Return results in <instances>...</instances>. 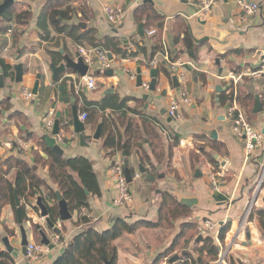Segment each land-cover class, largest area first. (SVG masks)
Wrapping results in <instances>:
<instances>
[{
	"label": "crops",
	"instance_id": "0c3cea01",
	"mask_svg": "<svg viewBox=\"0 0 264 264\" xmlns=\"http://www.w3.org/2000/svg\"><path fill=\"white\" fill-rule=\"evenodd\" d=\"M48 1L16 0L17 6L23 3L31 8V23L19 29V34L16 32L13 37L0 31V58L14 68L23 65L25 72L22 84L7 79L4 89H0V144L11 147L7 151H0V166L7 157L19 156L18 149L22 146L21 157L32 164V151L38 149L42 137L49 135L44 125L48 114L51 111L56 115L62 112L63 119L66 117L72 121L71 96H74L75 104L80 109L86 102L108 103L105 111L99 108L93 110L105 116L123 136L127 134V121H131L133 126L128 132L138 135L140 148L133 149L131 155L127 156L130 169L136 173L129 185L133 202L123 208L113 204L117 196L113 165L124 161V152L114 150V155L108 156L103 149L102 139L95 141L93 137L96 132L91 125H86L85 137H92L86 141L88 146H81L78 135V141L62 149L64 158L89 159L97 175L102 195L89 196L90 209L83 210L84 214L92 218L89 225L103 232L110 229L113 219H116V223L119 219L128 224L141 221L157 223L165 193L171 194L180 203L183 199L198 201L197 205L190 208V217L176 222L170 230L142 228L146 232H153L154 239L152 243L144 240L139 242L136 245L141 248L139 251L132 252L131 246L134 244L126 245L125 250L118 247L125 236L128 241L136 243L133 239L135 233L116 240L114 245L118 249V264H154L180 235L184 223L194 226L190 231L195 234V244L192 240L188 247L183 246L180 244L181 238H178L180 246L175 249V255L170 260L166 259L168 264H181L178 259L183 258L184 253L195 260L201 256L206 259V254L199 252L206 237L214 240L219 247V255L232 245L227 258H231L230 261L264 264V231L257 217L250 221L252 212L264 209V186L257 190L263 151L255 159L247 157L245 143L232 130L234 109L243 108L236 100H226L234 90L236 96L239 93L252 94L254 98L259 95L264 103V77H253L264 60V0H252L260 4V11L246 19H243L236 5L237 0H212L210 13L203 16L198 15V0H152L153 3H146V0H87L85 21L76 18L66 23L69 26L78 25L74 35L79 41L68 34L55 32L48 25L43 27L46 33L37 25L42 8ZM146 4L163 18V26L147 25L145 21L142 23L145 37L142 38L138 33L140 24L135 20V13ZM108 6L123 9L124 15L119 23H111L107 19L105 9ZM4 19L8 20L9 16L0 20V29L8 26ZM186 28L198 51L197 60L190 57L182 41ZM191 30L194 38L202 40L201 44L196 43ZM150 32L155 33L150 35ZM178 37L180 42H176ZM106 39L117 42V49L122 53L108 51L113 58L112 69L108 71H114L113 77L106 76L97 63L89 72V76L94 77L97 83L93 90H89L84 81L82 84V78L72 71L65 72L57 81L53 79L52 65L60 66L67 58H74L81 48L97 49L99 47L93 45L104 43ZM159 42L162 51L155 52L154 48ZM167 52L169 56L166 58ZM259 52L263 53L262 56ZM131 54L136 55L130 57ZM190 65L194 67L193 71L189 70ZM139 67L143 71L145 88L137 87ZM151 68L157 69L163 78L157 93L152 97L166 93L159 102L154 103L143 99L148 94L146 89L151 81ZM38 75H41L38 95L27 101L23 98V91H33ZM176 75L181 85L179 89L173 86L171 80ZM80 84L82 87L79 90L77 86ZM218 86L222 87V93L217 98ZM184 93L189 104L182 101ZM62 94L69 102L61 101ZM174 99L180 102L182 118L179 120L172 119L168 114ZM227 105H230L229 110ZM18 113L22 118L16 116ZM246 113L254 127L263 133L264 111L260 114ZM120 117L126 121L119 120ZM73 129L71 122L69 129H61L60 133L69 137ZM208 130L217 131L218 139L208 137L204 133ZM30 134L32 139L28 141L26 139ZM15 145L19 148H14ZM209 156L218 162L217 165L210 162ZM218 158L224 161V165ZM141 166L156 180L151 181L142 174ZM213 174H219V190L212 187ZM39 175L54 191H58V187L50 181L47 169L40 168ZM44 197L50 205L57 204V200L47 191ZM32 203L36 206L37 199L32 200ZM39 214L28 208L30 220H24V225L29 242H38L32 224V217L35 216L49 237L54 234ZM77 219L78 213L74 212L73 220L61 222L63 245L53 250L45 249L42 261L38 264H53L67 246L83 233L88 226H76ZM206 221L216 223L218 231L208 236L202 235L200 229ZM227 225H230V231L222 245L219 235L222 227ZM4 227L12 230L13 234L8 236ZM249 233L251 244L247 237ZM0 234L2 238L8 237L14 251L19 254L16 264H29L22 253L18 219L9 205L0 214ZM1 247L5 250L3 244ZM174 257L177 258L172 261ZM162 261L159 264H166Z\"/></svg>",
	"mask_w": 264,
	"mask_h": 264
},
{
	"label": "trees",
	"instance_id": "16d2710c",
	"mask_svg": "<svg viewBox=\"0 0 264 264\" xmlns=\"http://www.w3.org/2000/svg\"><path fill=\"white\" fill-rule=\"evenodd\" d=\"M86 3L87 0H49L42 8L37 25L40 28L48 25L52 27L55 32L68 34L75 40L79 41L80 39L75 38L74 35L76 29H78V25L69 26L66 25V23L71 22L76 18L85 21V11L87 9ZM18 6H22L23 8L18 9ZM18 6L16 4L10 11L1 16V19L9 16L8 20H10L11 23L4 29H0V31L5 34L9 29H13L12 37L15 36L16 32L19 34V29L27 27L33 19L31 8L27 4L22 3ZM135 20L138 24H142L146 21L147 25L154 24L163 26V18L159 17L155 10L148 4L143 5L136 11ZM69 29L70 32H68ZM184 33L185 37L182 41L186 51L190 57L197 60L198 51L189 36L187 28ZM180 40V37L176 38V42H180ZM93 46H95V48H103L110 52H117L122 55V53L118 51V43L115 41L112 42L106 39L104 43H95ZM154 51H162V45L160 42L154 48ZM135 55L136 54H131L129 56L134 57ZM123 57L125 58L126 55L123 54ZM0 73L5 80H15V68L7 64L6 61L1 58ZM226 100L232 102L233 100H236L245 112L248 111L250 114L253 113L255 98L252 94L246 95L239 93L236 96V93L233 90L232 93L227 96ZM61 101L69 102L68 98H63V94ZM95 108L105 111L108 108V103L99 104L86 102L83 108H78V111L80 114L87 113L88 119L85 123L86 125H91L95 132L97 128L101 126L102 145L103 149L108 153V156H113L114 150L122 153L126 152L127 156H129L133 149L140 148L137 143V133L135 132L131 134L128 132L133 126L131 121H127V134L123 136L120 131L115 129L114 124H111L105 116L94 111L93 109ZM16 116L22 118V115L19 113L16 114ZM119 120L126 121V119H122V117H120ZM70 125V123L65 124L63 120L61 121L62 130H68ZM31 139L32 134L28 135L26 140L29 141ZM91 139L92 137H86V141ZM14 148L18 149L19 146L15 145ZM18 150L19 156L7 157L2 160V165L0 166V214L3 208L6 205H9L12 207L17 219L18 212H20L24 220H30L28 217V208H31L36 214H39L40 209L33 205L32 200L41 197L47 205L51 221L55 225L58 223L59 208L57 204L50 205L44 197V192L47 191L54 199H56V191H54L48 182L39 175L40 168H45L47 169L50 181L58 187V191L67 201L70 211L72 213H78V219L75 223L76 226L81 224L88 226L82 234L78 235L74 241L67 246L62 256H60L53 264H117L118 249L114 245V242L122 236L134 234L142 228L171 229L175 226L176 222L187 219L191 215L189 207L181 204L171 194L165 193L162 196L160 220L157 223L141 221L134 224H128L126 221L119 219L113 228L99 232L93 226L89 225L92 222V218L83 213V210L89 211L90 209L89 196L100 197L102 195L92 162L85 157L67 159L57 156L53 150L48 147L43 137L38 142V149H32V164L21 157L22 148H19ZM209 159L212 164L217 165L218 162L212 157L209 156ZM142 164H144L143 159ZM131 174L133 178L136 175L133 169H131ZM85 190H88L90 194L89 196L86 194ZM16 193L22 203L20 208L16 206ZM255 217L258 218L260 227L264 231V209L252 212L250 215V221ZM192 228H194L192 224L184 223L180 235L176 238L169 249L159 255L154 264H159L163 259L170 260V258L174 256L172 253L178 246H180L177 241L178 238H184L187 236ZM5 231L6 233H9L6 229ZM34 231L37 237H40L39 231L35 226ZM229 231L230 225L222 227L219 235V241L222 245L225 243ZM11 234H13V232H11ZM60 238L62 240V232ZM39 243L40 242H38V244ZM1 245L2 236L0 234V264H16V258L11 253L3 250ZM199 252L202 255L206 254V259L201 256L195 260L191 258L189 254L184 253L183 258H179L178 261L180 260L181 264H212L218 258L219 247L211 237H206L203 240V247ZM186 259H190V261H186ZM230 264H240V262L231 260Z\"/></svg>",
	"mask_w": 264,
	"mask_h": 264
},
{
	"label": "built area",
	"instance_id": "2783aa9c",
	"mask_svg": "<svg viewBox=\"0 0 264 264\" xmlns=\"http://www.w3.org/2000/svg\"><path fill=\"white\" fill-rule=\"evenodd\" d=\"M198 5H199L198 15L203 16L210 13L213 2L212 0H198ZM236 5L238 9L241 11L243 19L254 16L256 13L260 11V4L252 0H237ZM105 12L107 19L111 23H115V24L119 23L122 20V16L124 15L123 9L118 7L108 6L106 7ZM154 33L155 32H150V35H153ZM12 35H13V29H9V31L7 32V36L12 37ZM79 53L83 57L85 63L90 67L94 66V58H95L98 59V63L101 65V70L103 72L112 69V62L109 59V52L107 50L100 48L94 50H86L81 48L79 50ZM168 56L169 53L167 52L166 58ZM253 77L255 78L264 77V60L262 61V65L260 69L255 73H253ZM81 81L82 84L84 81L85 86H87L89 90H93L97 86L96 79L94 77L89 76V74L86 77L82 78ZM82 84H80L79 87L77 86L79 90L82 87ZM34 97L35 96L33 94V91L29 89H25L23 91V98L25 100L31 101L34 99ZM185 97L186 94L184 93L182 96V101H184L186 104H189V100L186 99ZM179 109H180L179 100L177 99L172 100L168 111L169 116L174 120L181 119L182 115ZM79 118L82 122L85 123L88 119V115L87 113H83L80 114ZM62 120L64 121L65 124L68 123L71 124L72 122L71 119H68L66 117L63 119V115L61 121ZM55 121H56V114L54 111H51L48 114L47 118L45 119V123H44L45 128L49 133V135H52L55 126ZM232 130L236 135V137L241 139L245 143V151L249 159H255L256 157H259V152L263 151V159L260 164L259 178L257 181V186H258L257 190H260L264 186V134L254 127V125L251 123L250 119L246 115V112L243 109H238V108L234 109ZM77 136L78 135L75 133L73 129V131L69 133V137L63 136L60 133V135L56 136L55 138L57 140V144H59L61 147H66L78 141ZM113 171L116 179V190H117V196L114 199L113 204L114 206L120 208L127 207L133 202V198L125 174L124 161L115 163L113 165ZM218 176L219 174L211 175L212 187L214 190H219V182L217 180ZM254 201L250 206V210L253 206ZM56 227L59 228L60 230L62 229L61 228L62 224L60 221H58ZM217 228L218 225L216 223H213L211 221H206L201 227L200 233L204 236H208L210 235V233L218 231L216 230ZM49 239L50 242L55 246V248H59L63 245L60 235L54 233L49 237ZM231 247L228 248V250L221 251L218 260L214 264H227V258L231 251ZM47 248L48 247H44L41 244L29 242L27 246V254L25 256L27 262L29 264L40 263L43 258L44 250Z\"/></svg>",
	"mask_w": 264,
	"mask_h": 264
},
{
	"label": "water",
	"instance_id": "95a60500",
	"mask_svg": "<svg viewBox=\"0 0 264 264\" xmlns=\"http://www.w3.org/2000/svg\"><path fill=\"white\" fill-rule=\"evenodd\" d=\"M146 3H153L152 0H146ZM16 5V0H4V2L2 4H0V20H1V16L3 14H5L6 12L10 11L14 6ZM187 17H189V15L185 14ZM83 27H85V25H82ZM139 35L144 38L145 37V31H144V25L140 24L139 26V30H138ZM191 35L194 38V35L192 33L191 30ZM194 40L196 41V43L201 44L202 40H198L196 38H194ZM207 40V39H206ZM262 52H259V55L262 56ZM109 59L110 61H113V58L111 56V54L109 55ZM98 63V59H94V64ZM216 63L219 65L220 61L217 59ZM91 67L89 65H87L83 59V57L80 55V53L78 52L74 58H67L65 63H63L60 66H55L52 65L51 66V71L53 72V79L55 81H57L65 72L67 71H72L76 74H78L81 78L86 77L89 72H90ZM168 70V68H167ZM189 70L193 71L194 67L193 66H189ZM176 72H178V69H176ZM15 82L16 84H22L24 81V66L23 65H18L15 67ZM137 87L138 88H145V83L143 80V71L142 69L139 67L138 71H137ZM220 75L222 74V69L220 70ZM100 74V73H99ZM106 76L109 77H113L114 75V71H106L105 72ZM149 77L151 79L148 88L146 89L148 91V94L143 96V99L145 101H150L151 103L154 102H159L162 97L166 96L165 95H158V96H154L152 97V95L157 93V87L158 85L162 82L163 78L161 77L160 72L157 69L151 68L150 72H149ZM171 80L173 82V86L177 89L180 88V83H179V77L173 76L171 77ZM40 81H41V75L37 76V81L36 84L34 86L33 89V94L34 96L38 95V91H39V86H40ZM233 84V82H232ZM5 87V79L4 77L1 75L0 76V89H4ZM216 93L217 98L220 96V94L222 93V87L218 86L216 89ZM76 99L74 98V96H71V105H72V124L74 127V131L77 135H79V139H80V143L81 146L86 147L88 146V144L86 143V137H85V133H86V124L84 122H82L79 118L80 114L78 111V107L76 106ZM148 107V105H147ZM230 105H227V110H229ZM264 111V103L262 102V99L259 95L256 96L255 98V106H254V114H260ZM61 119H62V112H58L56 115V121H55V126H54V130L52 132V135H47L44 138L46 144L48 145V147H50L53 152L59 156V157H63L64 156V150L62 149V147L57 144V140H56V136L60 135V131H61ZM206 135H208V137H210L213 140H217L218 139V132L215 130H208L204 132ZM264 133V131H263ZM94 140L95 141H99L101 138V126H99L96 130V133L94 134ZM124 156V166H125V174H126V178H127V182L128 184H132L133 182V177L131 174V169H130V163L127 157V153L124 152L123 153ZM217 158V157H216ZM219 162L224 165V161L222 159H219ZM140 172L144 175L147 176V178H149L151 181H155L156 178L154 177H150L147 174V171L144 167H140ZM86 194L89 196V192L88 190H85ZM16 195V206L18 208L21 207L22 203L17 195ZM56 196V200H57V206L59 208V221L62 223L65 222H69L71 220H73V213L70 211L69 205L67 203V201L64 199L63 195L57 191L55 193ZM181 204L189 207V208H193L195 205L198 204V201L196 199H183L181 201ZM36 206L40 209V218H42V220H45L46 226L53 231L55 234L60 235L61 234V230L59 228L56 227V225L51 221L50 217H49V212H48V208L47 205L45 204V202L43 201V199L41 197L37 198V203ZM18 224L20 226V233H21V247H22V253L23 255L26 256L27 254V246L29 243V239H28V235H27V231L25 229V225H24V219L21 215L20 212H18ZM32 224L35 226V228L39 231V235H40V244L44 247H48L50 250H53L55 248V246L50 242L49 236L46 233V229L45 227L39 223L38 221V217H32ZM116 224V219L112 220V225L110 226V228H113ZM249 242L251 241V235L250 233L247 235ZM201 240V239H200ZM2 244L5 247V250L9 253H11L15 258L19 257V254L17 252L14 251V247L11 245L8 237H4L2 238ZM251 244V242H250ZM177 257H174L172 259L175 260ZM171 261V262H172ZM106 264H111V263H106Z\"/></svg>",
	"mask_w": 264,
	"mask_h": 264
},
{
	"label": "rangeland",
	"instance_id": "374dc122",
	"mask_svg": "<svg viewBox=\"0 0 264 264\" xmlns=\"http://www.w3.org/2000/svg\"><path fill=\"white\" fill-rule=\"evenodd\" d=\"M4 2V0H0V4H2ZM18 9H22L23 7L22 6H18L17 7ZM4 23H5V25H10V23H11V21L10 20H5L4 19ZM13 23H15V22H13ZM96 66V65H95ZM94 68V67H93ZM0 128H2V124L0 123ZM11 148V147H10ZM8 146H6L5 144L3 145H0V151H2L3 149L4 150H9L10 149ZM3 150V151H4ZM7 153V152H6ZM178 227V226H177ZM5 229L7 230V231H9V233H6V231H5ZM167 230H170V229H167ZM4 231H5V233L6 234H8V236H10L11 235V231L12 230H9L8 228H6V227H4ZM139 233L136 235V233L134 234V241H136V243H134L133 241H128L127 239V237L125 236V238L122 240V245H121V243L119 244V249H120V247H122V249H124L125 250V247H126V245H130V244H134V245H132L131 247V249H132V252H134V251H139L141 248L139 247V246H136L139 242H141V241H149L150 243H152L153 242V239H154V233L153 232H146L145 230H140V231H138ZM138 238L140 239V240H138ZM194 238H195V234H194V232L193 231H190L188 234H187V236H185L184 238H181L180 239V244H182L183 246H187L188 247V245H190V242L192 241L194 244H195V240H194ZM37 241L38 242H40V237H37ZM37 242V243H38ZM121 245V246H120ZM146 246V245H145ZM145 248V247H144ZM180 251V250H179ZM183 254V253H182ZM172 255H175L174 253H172ZM125 258H127L126 256H124ZM231 259V258H230ZM230 259H227V262H228V264H229V262H230ZM128 260V259H127ZM118 261H119V259H118ZM118 261H117V264H118ZM162 262H164V263H166V264H168V262H167V260L165 259H163V261Z\"/></svg>",
	"mask_w": 264,
	"mask_h": 264
}]
</instances>
